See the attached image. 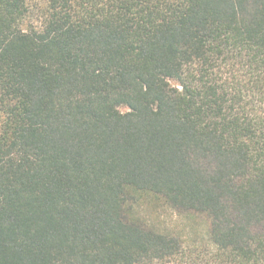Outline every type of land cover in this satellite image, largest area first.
Returning a JSON list of instances; mask_svg holds the SVG:
<instances>
[{"label": "trees", "instance_id": "1", "mask_svg": "<svg viewBox=\"0 0 264 264\" xmlns=\"http://www.w3.org/2000/svg\"><path fill=\"white\" fill-rule=\"evenodd\" d=\"M153 262L264 264V0H0V264Z\"/></svg>", "mask_w": 264, "mask_h": 264}, {"label": "rangeland", "instance_id": "2", "mask_svg": "<svg viewBox=\"0 0 264 264\" xmlns=\"http://www.w3.org/2000/svg\"><path fill=\"white\" fill-rule=\"evenodd\" d=\"M121 110H125L121 107ZM139 213L143 219H146L150 224L159 223L166 228H175L177 230L187 231L186 229L188 221L178 216L174 210L167 207H154V204H143L139 210ZM199 236L204 235L205 229L197 224ZM151 264H175L174 262H153Z\"/></svg>", "mask_w": 264, "mask_h": 264}]
</instances>
